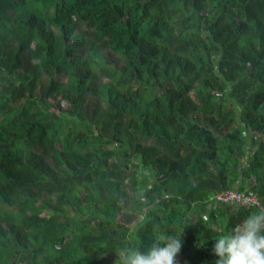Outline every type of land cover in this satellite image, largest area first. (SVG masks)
<instances>
[{
	"label": "trees",
	"instance_id": "obj_1",
	"mask_svg": "<svg viewBox=\"0 0 264 264\" xmlns=\"http://www.w3.org/2000/svg\"><path fill=\"white\" fill-rule=\"evenodd\" d=\"M226 190L264 204V0H0V264H214Z\"/></svg>",
	"mask_w": 264,
	"mask_h": 264
},
{
	"label": "clouds",
	"instance_id": "obj_2",
	"mask_svg": "<svg viewBox=\"0 0 264 264\" xmlns=\"http://www.w3.org/2000/svg\"><path fill=\"white\" fill-rule=\"evenodd\" d=\"M180 236L153 239L142 248H126L115 264H174ZM214 264H264V209L251 213L230 234L216 240Z\"/></svg>",
	"mask_w": 264,
	"mask_h": 264
},
{
	"label": "built area",
	"instance_id": "obj_3",
	"mask_svg": "<svg viewBox=\"0 0 264 264\" xmlns=\"http://www.w3.org/2000/svg\"><path fill=\"white\" fill-rule=\"evenodd\" d=\"M215 201L221 204H241L246 207H259L264 209V204L255 191L241 192L238 190H226L216 196Z\"/></svg>",
	"mask_w": 264,
	"mask_h": 264
},
{
	"label": "rangeland",
	"instance_id": "obj_4",
	"mask_svg": "<svg viewBox=\"0 0 264 264\" xmlns=\"http://www.w3.org/2000/svg\"><path fill=\"white\" fill-rule=\"evenodd\" d=\"M124 221H126V224H128L129 226H134L133 224H134V222L136 221V219L134 218V217H132V216H127V214H124Z\"/></svg>",
	"mask_w": 264,
	"mask_h": 264
}]
</instances>
